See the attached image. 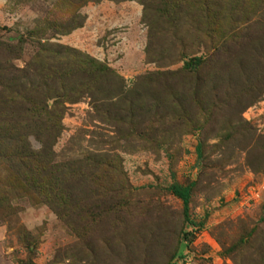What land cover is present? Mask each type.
<instances>
[{"label": "rangeland", "instance_id": "1", "mask_svg": "<svg viewBox=\"0 0 264 264\" xmlns=\"http://www.w3.org/2000/svg\"><path fill=\"white\" fill-rule=\"evenodd\" d=\"M236 1L0 0V264H264V0ZM39 42L112 73L44 112Z\"/></svg>", "mask_w": 264, "mask_h": 264}, {"label": "trees", "instance_id": "2", "mask_svg": "<svg viewBox=\"0 0 264 264\" xmlns=\"http://www.w3.org/2000/svg\"><path fill=\"white\" fill-rule=\"evenodd\" d=\"M236 8H242V0H237ZM232 9V8H230ZM19 45L24 41L23 38L18 40ZM40 44V42H39ZM40 48L36 51L34 56L26 63L25 68L21 69V72H25V78L27 79L26 85L31 84L34 76L39 79L40 86L37 98H39V103L41 102L45 108L42 111L46 112V102L48 99H52V106L56 105L57 108H64L66 102L72 103L77 101L85 94L92 95L93 92L99 90L101 80L105 78L107 74L112 73L111 69L108 68L106 64H103L93 58L87 57L86 62H80L72 54V49L54 43L47 42L46 44H40ZM9 49V56L13 58L16 55H12L14 46L7 45ZM20 47V46H19ZM7 49V50H8ZM16 54V53H15ZM17 58V57H14ZM45 61L51 63V67L47 70L44 68ZM203 57H195L184 63L185 69L195 68L203 63ZM80 63V71L70 72L66 70L65 67L69 63ZM33 70V74L29 73L30 70ZM18 70V69H16ZM14 70H11L10 73L13 75ZM12 78L10 80L9 91L14 92V81ZM21 90L26 88V86L19 85ZM119 84L116 83L115 86L111 87V93L114 91L117 93ZM31 94L34 89H28ZM26 95V96H27ZM11 103L14 104L15 98H11ZM26 102L31 103L30 96L26 97ZM42 108V107H41ZM170 193L178 198L181 202L182 215L183 218L189 220V201L191 196V185L190 184H179L172 183L168 187Z\"/></svg>", "mask_w": 264, "mask_h": 264}]
</instances>
